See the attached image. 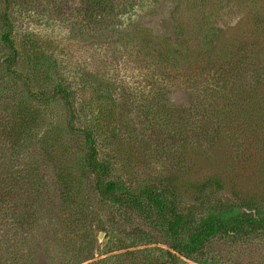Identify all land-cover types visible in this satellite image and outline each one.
Segmentation results:
<instances>
[{
	"label": "rangeland",
	"instance_id": "1",
	"mask_svg": "<svg viewBox=\"0 0 264 264\" xmlns=\"http://www.w3.org/2000/svg\"><path fill=\"white\" fill-rule=\"evenodd\" d=\"M113 1L91 20L90 0H0V264H264V142L244 133L264 120L233 91L264 81V0ZM81 130L121 204L92 189Z\"/></svg>",
	"mask_w": 264,
	"mask_h": 264
},
{
	"label": "trees",
	"instance_id": "2",
	"mask_svg": "<svg viewBox=\"0 0 264 264\" xmlns=\"http://www.w3.org/2000/svg\"><path fill=\"white\" fill-rule=\"evenodd\" d=\"M91 1V8L88 11L89 12V19H96L99 18L100 16H105L106 15V11H107V7L109 5L110 10L112 9V6H114L113 4V0H90ZM111 3V4H110ZM96 13V17L94 16L93 13ZM238 62V58L237 60H235V62L231 65V66H226L223 69V73H221L219 76L221 79L225 80L226 84H229V82L232 81L231 84H233L234 82H238V78L237 75L233 76L235 74V72L239 71V67L243 66V63ZM227 68H230L229 70H227ZM227 72H224V71ZM252 79L251 76H249L248 80ZM262 86L264 88V81H261V83L259 82L258 84H256V86H252V82H246V83H241L239 86H234V90L236 91V93H238L239 91H241V93H243L245 95V100L246 97L248 98L247 102H248V106H250L251 108V112L253 110H255V112L257 114H259V110H261L262 112L261 117L264 120V91L259 90V87ZM258 92V95L256 94ZM52 94V100L56 99H60L64 102L65 106L67 107V110L69 111V113L72 115H74V112L76 110V108L74 107V104L68 100V96L65 93V90L62 88H56L53 90ZM237 95V94H236ZM43 95L42 94H38V98L39 100H43ZM258 97V99H257ZM51 100V101H52ZM44 101V100H43ZM261 104L262 107L259 105ZM244 107L241 108L248 111L250 108H248L246 105H243ZM259 107L258 109H255V107ZM254 107V109L252 108ZM248 108V109H247ZM253 114V112H252ZM251 116H256L257 114H253ZM259 114V115H260ZM73 118V116H72ZM256 118V117H255ZM34 123V120L31 118V121L29 122H22L21 119H19L18 121H16L15 123L11 124V127L8 130V133H4V135H6L7 139L9 140L8 143H11L13 146L14 145H18V144H22L24 143V141L26 140V138L24 137L26 132H28L30 129H32V124ZM233 124H235L233 121L231 122ZM264 124V122H263ZM244 125V124H243ZM259 126L260 128V133L262 134V139L264 142V132L262 133V129H261V125L259 123H255V122H248L247 125L244 129V133H253L252 131V127H257ZM248 130V131H247ZM82 135L85 138V143L87 144L88 150H89V154L86 155L85 157V166H87V169L95 175V181L93 183V188L98 195L101 198H106L110 201H113L114 203L117 204H121L120 202V193H116L117 189L116 186L112 183H107V184H101V181H99V175L101 173L99 169V166H104L102 165L98 158H97V152H96V148L94 145V139L92 137V133L88 132L86 130H81ZM2 135V136H4ZM3 187L0 186V211L3 210V205H4V199L8 198L9 193L8 190H1ZM167 192V191H165ZM41 194V193H40ZM171 197L172 196V191H171ZM149 202H151L153 205L156 206V208H159L160 210H163L166 215H168V220H167V225H166V235L169 236V239L171 240V249L179 254V255H184L185 257H190L191 255H193L194 253H196V248L198 245V240L195 239V245L191 246V245H181L178 241V233H177V225L179 223V217L176 215L175 212V205L174 203H172L169 200H165L163 194H158V193H153L150 192V198H148ZM7 203V202H6ZM23 212V210H22ZM26 219V218H25ZM25 221V220H24ZM169 255V254H168ZM169 257L171 259H176L174 257V255H169Z\"/></svg>",
	"mask_w": 264,
	"mask_h": 264
}]
</instances>
